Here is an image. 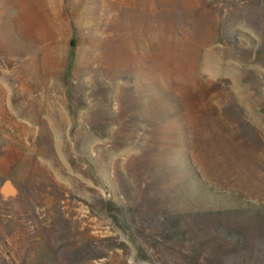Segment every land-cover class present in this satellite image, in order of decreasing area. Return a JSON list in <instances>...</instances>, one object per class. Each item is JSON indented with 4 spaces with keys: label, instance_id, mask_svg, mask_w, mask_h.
Masks as SVG:
<instances>
[{
    "label": "rangeland",
    "instance_id": "374dc122",
    "mask_svg": "<svg viewBox=\"0 0 264 264\" xmlns=\"http://www.w3.org/2000/svg\"><path fill=\"white\" fill-rule=\"evenodd\" d=\"M0 264H264V0H0Z\"/></svg>",
    "mask_w": 264,
    "mask_h": 264
},
{
    "label": "water",
    "instance_id": "95a60500",
    "mask_svg": "<svg viewBox=\"0 0 264 264\" xmlns=\"http://www.w3.org/2000/svg\"><path fill=\"white\" fill-rule=\"evenodd\" d=\"M0 194L5 199L16 198L18 196V189L12 180H6L0 190Z\"/></svg>",
    "mask_w": 264,
    "mask_h": 264
}]
</instances>
